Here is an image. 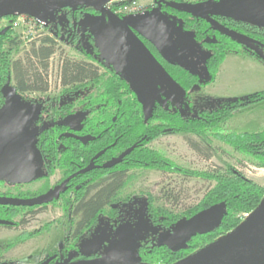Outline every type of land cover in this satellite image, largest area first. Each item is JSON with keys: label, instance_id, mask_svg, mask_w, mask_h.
<instances>
[{"label": "trees", "instance_id": "trees-1", "mask_svg": "<svg viewBox=\"0 0 264 264\" xmlns=\"http://www.w3.org/2000/svg\"><path fill=\"white\" fill-rule=\"evenodd\" d=\"M80 9L89 8H65L51 12L46 15V22L42 24V28L57 37H62L70 44L76 45L80 51L88 52L91 42L84 37H97L101 35L102 31L96 19L97 12ZM214 17L229 28L255 39L259 43L258 48L264 54L263 26L245 19ZM196 19L199 20V18ZM219 33L225 42L224 44L221 42V46L211 57L210 62L205 63L206 76L204 74L202 81L197 80L196 83L198 84L206 85L213 81L225 54L231 52L233 45L241 46L236 40L221 32ZM19 43V40L17 41L14 37L10 41L9 50L3 46L0 47V105L4 98L1 85L6 75L12 77L16 92L19 93L45 91L48 87V61L58 48L57 41L48 34H43L38 38L37 43L34 41L30 44L24 56L9 60L12 48ZM92 43L91 49L96 50L97 48L99 50L96 39H92ZM250 52L255 55L254 52ZM256 57L258 56L256 55ZM174 75L172 74L173 78ZM58 79L63 86L83 82L97 84L101 81L98 69L94 65L84 60H71L69 58L61 60ZM176 80L185 89V93L189 89V83L194 82V80L189 81L190 79ZM132 93L128 80L112 68L111 76L104 82H100L97 92L91 94L90 105L94 110L102 108L101 102L104 99L107 103L105 110L108 129L105 133V140L109 144L117 140L115 146L110 147L109 154L132 144H135V147L118 165L119 167L115 168L116 172L110 175L108 179L92 186L82 198L77 200L73 207L71 203L64 204L66 212L73 210L79 215L74 234L77 240L73 253L85 258L100 255V248L106 242L105 239H101V220L104 217L102 211L106 205L113 204L115 196L127 180V172L130 168L146 167L164 172L175 171L187 177L195 176L213 180L214 185L206 191L203 197L196 204L186 207L180 213H174L162 207L153 208L151 199L145 195L130 197L126 203H122L132 211L139 208L141 215L138 223L141 224V230L139 236L130 234L119 236L117 245H113L115 250L122 244L127 254L137 255L141 261L151 264H170L214 241L237 226L243 219V214L249 213L258 205L264 196V187L246 179L232 167L210 171L178 168L171 160L146 145L168 132L195 133L205 137L209 131L217 130L237 109L264 99V91L223 102L213 109L190 110L189 113L171 105V99L163 96L167 98V103H170V106L161 103L151 104L150 115L146 121L143 118L140 105ZM94 94L96 95L93 96ZM184 98L185 95L181 97L185 100ZM95 119L96 117L91 118V120L89 118L91 123L87 124L95 125ZM35 125L33 123L34 128H36ZM38 132L41 134L44 131ZM213 135L228 143L234 150L258 159L259 165L264 166V129L254 132H214ZM54 138L55 136L49 137L48 141H52ZM37 139L36 137L35 144ZM43 139L44 134L40 137V140ZM46 145L52 146L53 144L50 142L49 145L48 143ZM191 146L194 150H199L196 143L192 142ZM69 152L71 155L72 151ZM76 152L79 151L76 150ZM92 190L94 193L88 197L87 194ZM165 199L172 202L176 197L167 191ZM215 205H222L224 212L213 228L206 233L190 235L187 240L181 242L180 236L174 234L175 222L181 217L188 218ZM134 218L137 222V215ZM85 229H89L87 236L83 234L84 232L82 233ZM33 234L30 233L28 236Z\"/></svg>", "mask_w": 264, "mask_h": 264}, {"label": "flooded vegetation", "instance_id": "flooded-vegetation-1", "mask_svg": "<svg viewBox=\"0 0 264 264\" xmlns=\"http://www.w3.org/2000/svg\"><path fill=\"white\" fill-rule=\"evenodd\" d=\"M203 1L204 0L194 2L186 0H164V2L159 3L155 1L152 7L138 12H151V18L148 21L152 23L144 30L143 34L145 35L139 30L132 28L144 46L179 86L180 84L176 79L180 81L181 79H190L189 81L194 80L193 83H189L188 91L198 85V83H196L197 80H203L204 72L202 67L205 66V63L210 62L211 57H213L219 46H221V42L222 44L225 42L217 29L194 14L196 10L203 9V6L194 7V5ZM80 10L94 9L89 8ZM187 10L190 11L189 14ZM96 15H99L98 12ZM13 17L14 16H0V47H7L8 45L9 48V43L11 41L10 36L14 34V28L10 23ZM195 17L199 18V20ZM213 18L216 19L215 17ZM216 20L223 24L219 19ZM160 26L165 28L166 38H159L157 36L161 34ZM100 29L104 37H101L103 40H100V46H98L99 50L97 48V51L91 49L93 46L92 39H96V37L87 36L84 38L91 42L89 51H81L84 56L88 58V60L84 59V61L94 65L98 69V75L100 77H110L111 69L113 68L112 63L116 65L119 64L126 74L127 78H125L133 82V88H147V98L152 105L157 103L164 104L159 94L162 99H166L167 102V98L163 96H167L173 101L171 97L173 93L179 96L180 90H185L182 86H180L181 89H178L179 87H172V89H170L167 83L163 81L161 82L162 85H157L151 66L142 55L137 54L139 64V70H137L132 66V63L125 53L126 51L116 42L115 30L112 29L110 25L106 26V24H104V27L100 26ZM54 37L56 36L54 35ZM54 39L56 40V38ZM96 43L98 45V41H96ZM173 46L178 55L179 64L171 63L165 59L166 57L173 58V54L170 51ZM241 47L247 50L243 45H241ZM180 64H184L186 67L179 66ZM169 69L175 72L174 76L177 77L176 79L175 77L173 78ZM147 73L150 75V80L146 79ZM8 79H10V85L14 86L12 77L6 75L1 85L2 96L3 86ZM130 81L128 82L130 83ZM97 85L98 83L83 82L70 86H63L59 81L58 89L52 91L48 80V87L45 91L19 93L16 92L15 89V94L19 98V105L23 110L24 122V129L17 144H22L20 155L25 161L13 165L16 167L14 170V177L18 180L30 179L11 182L0 177V197L30 199L51 192V200L31 206L0 204V220L7 222V224L0 223V226L12 228L16 227L18 223L23 224L25 222L24 216H21L18 222L11 219L17 210L18 212L16 214L18 215L25 213L26 216H32L35 215L36 209L56 202L70 203V201L74 200L75 205L77 200L82 198L87 190L98 182L108 179L110 175L116 172L115 168L119 167L118 165L129 154L122 157L121 161L116 165L110 168L104 167V164L108 162V160L119 156L127 147L111 154L108 152L110 147L115 146L117 140L111 144L107 143L105 140V133L108 129L105 110V105L107 103L105 99L101 102L102 108L100 110H94L90 105L91 94L97 92ZM187 92L185 93L184 91L182 93L187 96ZM26 93H38L39 96L38 98L26 99L23 97ZM95 95L96 94L93 96ZM3 102L4 98L2 99L0 107L3 105ZM170 103L167 105L170 106ZM94 117H96L94 120L95 125L87 124L91 123L90 120ZM33 123L36 124L35 127L37 130L33 127ZM40 130L44 132L40 134L38 132ZM43 134L44 139L40 140ZM53 136H55L54 140L48 141L49 137L51 138ZM36 137L38 139L35 144L34 141ZM50 142L53 145L47 146L46 144L48 143L49 145ZM70 150L72 151L71 155L69 154ZM76 150L79 152H76ZM99 152L102 153L96 156ZM56 172H58V176L56 180L53 181L51 177L55 175ZM99 172L100 174H98ZM102 172L105 173L101 174ZM41 181V188L39 190L33 192L24 190V186ZM94 190L89 191L87 196L90 197L94 193ZM130 197L108 205L111 207L112 214L110 216L103 214L105 218L102 217L103 219L101 220V239L106 238L105 235L110 233L120 222L125 221L132 224L133 227L139 222L141 215L139 208L132 211V209L130 210L127 206L122 205V203H126ZM135 213L138 218L137 222L134 218L136 216ZM68 215L70 218L75 219L73 223H69V229L73 230V232L69 230V235L67 234L68 236H65L62 240L61 246L52 250L36 264H41L46 259H50L48 264H56L59 262L70 263L93 258L74 255L73 249L75 248L77 240L74 234L77 228L76 223L79 219V215L73 210L69 211ZM88 231L89 229H85L82 233L84 232L83 234L88 235ZM131 232H122L121 235H136L134 228L131 229ZM7 253L8 246L6 245L4 248L0 246V264H11L6 258Z\"/></svg>", "mask_w": 264, "mask_h": 264}, {"label": "rangeland", "instance_id": "rangeland-1", "mask_svg": "<svg viewBox=\"0 0 264 264\" xmlns=\"http://www.w3.org/2000/svg\"><path fill=\"white\" fill-rule=\"evenodd\" d=\"M186 1L194 2L198 0ZM19 20L18 16H14L10 22L14 28V34L10 36V39L16 37V40H19L20 43L12 48L9 60L24 56L30 44L34 41L37 43L38 38L42 36L38 37L36 32L27 31L26 27L18 25ZM40 30H42L39 31L40 34H48L52 38H56L57 41L58 48L49 58L47 71V79L53 91L58 89L59 65L63 58L71 60H88V58L76 45L70 44L61 37H54L53 33L44 28ZM4 48H8V45ZM231 49V52L225 54L213 81L206 85L198 84L194 86L188 91L185 100L182 99V101L180 96L173 93L171 95L173 98L171 105L176 106L185 113H189L190 110L213 109L223 102L264 91V60L256 57V54H252L247 48L245 50L241 46L233 45ZM118 71L122 76H126L123 69L119 68ZM170 71L175 74L172 69ZM107 78L109 77L102 76L100 82H104ZM132 94L134 95V93ZM38 96V93H26L23 97L29 99L38 98ZM159 96L162 103L168 104L166 99H162L160 94ZM263 129L264 99L237 109L217 130L209 131L205 137L195 133L168 132L152 140L146 146L171 160L178 168L210 171L232 167L246 179L264 187V166L259 165V160L234 150L228 143L213 135L214 132H254ZM192 142L199 146V150L192 148ZM103 173L105 172L101 174ZM57 176L58 172L51 177V180L55 181ZM41 183L42 181L26 185L24 190L30 192L39 190ZM213 185V180L195 176L187 177L175 171L164 172L153 168L133 167L129 169L127 180L113 202L122 201L130 196L145 195L151 199L150 202L153 208L162 207L174 213H180L186 207L196 204ZM167 191L176 197L172 202L165 199ZM66 203L69 202L49 204L36 209L35 215L32 216H26L25 213L18 215L16 214L17 210L11 219L18 222L20 217L24 216L25 222L23 224L18 223L16 227L12 228L0 226V246L2 248L8 246L6 258L11 264H36L52 250L61 246L62 240L69 235V223H73L75 220L70 218L68 212L65 211L64 204ZM70 203L73 207L74 200ZM102 214L110 216L112 214L111 207L106 205ZM247 214L244 213L243 218ZM132 228L139 236L140 223H136L135 227L125 221L118 223L110 233L105 235L104 241L106 242L100 248L102 255L108 253L111 243H115L122 232L130 233ZM70 232H73V230H70ZM30 233L34 234L28 236Z\"/></svg>", "mask_w": 264, "mask_h": 264}, {"label": "water", "instance_id": "water-1", "mask_svg": "<svg viewBox=\"0 0 264 264\" xmlns=\"http://www.w3.org/2000/svg\"><path fill=\"white\" fill-rule=\"evenodd\" d=\"M107 1L109 0H0V16L26 15L40 23H45L46 15L51 12L65 8H92L99 14L96 16L99 26L110 25L116 31H114L116 42L126 51L125 53L135 69L139 70L137 54L142 55L151 66L157 85H162L161 82L163 81L167 83L170 89L172 87L181 89L132 30V28H135L143 34L146 27L152 23L148 21L151 18V12L119 16L104 7ZM156 2H164V0H156ZM195 6H203L202 10L194 12L197 17L204 19L219 32L236 40L264 60V54L258 48L259 43L255 39L230 29L213 18L214 16H224L245 19L264 27V0H204ZM187 11L190 13L189 10ZM160 30L161 34L157 36L166 38L165 28L160 26ZM102 36L104 37L103 33L96 37L98 46H100V40H103ZM171 48L173 58L166 57L165 59L171 63L179 64L180 61L174 46ZM112 65L115 71L120 73L118 71L121 68L119 64L112 63ZM179 66L186 67L184 64ZM202 68L206 76L205 66ZM146 79L150 80L148 73ZM130 86L137 102L141 105L143 118L146 121L149 118L151 108L147 98V88H133L132 81H130ZM182 92L184 91L181 89L179 92L180 97L184 96ZM3 96L4 102L0 107V177L11 182L26 181L30 178L18 180L14 177L16 167L13 165L25 161L20 155L22 144H17L24 129V122L23 110L19 105V98L15 94L14 86L10 85V79L3 86ZM133 148L134 145L125 149L119 156L106 162L104 167L109 168L119 163L121 158ZM102 152H99L96 156ZM49 200H51V192L30 199L0 197V204L31 206ZM223 212L224 207L222 205H215L188 218L181 217L174 224V234L180 236L182 242L195 233H206L218 222ZM0 223L7 224L6 221L1 220ZM111 244L107 254L102 255L100 251V255L97 257L56 264H151L141 261L137 255L127 254L122 244L115 250L114 246L117 245V241ZM49 260L46 259L41 264H48ZM171 264H264V196L258 205L232 230Z\"/></svg>", "mask_w": 264, "mask_h": 264}, {"label": "built area", "instance_id": "built-area-1", "mask_svg": "<svg viewBox=\"0 0 264 264\" xmlns=\"http://www.w3.org/2000/svg\"><path fill=\"white\" fill-rule=\"evenodd\" d=\"M156 0H109L104 4V7L107 10H111L117 15H126L142 12L145 9H148L154 5ZM18 25L26 27L27 31H34L40 37L43 34H40L42 30V24L38 22L36 19L26 16L19 15Z\"/></svg>", "mask_w": 264, "mask_h": 264}]
</instances>
